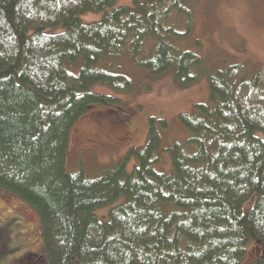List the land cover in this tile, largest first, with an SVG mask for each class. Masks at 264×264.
<instances>
[{
    "label": "trees",
    "instance_id": "16d2710c",
    "mask_svg": "<svg viewBox=\"0 0 264 264\" xmlns=\"http://www.w3.org/2000/svg\"><path fill=\"white\" fill-rule=\"evenodd\" d=\"M186 1L0 0V192L38 213L36 264H242L249 240L264 247V67L209 74V100L179 115L189 134L167 150L168 172L156 169L159 128L169 126L156 117L145 143L101 176L68 168L76 121L97 105L121 108L92 87H133L106 61L128 54L150 75L197 82L203 58L172 40L193 28ZM95 12L103 18L83 21ZM173 14L186 18V32Z\"/></svg>",
    "mask_w": 264,
    "mask_h": 264
},
{
    "label": "rangeland",
    "instance_id": "374dc122",
    "mask_svg": "<svg viewBox=\"0 0 264 264\" xmlns=\"http://www.w3.org/2000/svg\"><path fill=\"white\" fill-rule=\"evenodd\" d=\"M137 1L153 0H118V5L135 6ZM186 4L193 12V28L182 38L172 40L175 47L189 49L203 58L204 67L195 71L197 82L182 86L174 71L150 75L128 54L103 63L102 67L109 72L127 76L133 87L125 93L106 85L92 87L95 92L117 96L121 108L114 112L97 105L76 121L67 159L70 171L83 170L89 176H101L115 167L131 147L145 143L149 118L156 117L167 120L169 125L166 129L159 128L163 158L156 169L168 172L167 150L189 134L179 115L191 112L196 103L209 100V74L237 63L244 64L250 73L264 67V0H189ZM103 15L88 13L82 19L88 23L101 20ZM173 16L177 32H186V18ZM58 30L62 27L52 32ZM110 207L99 210V214L106 215ZM247 246L242 264H253L264 254V247L252 239ZM41 257L44 258V237L38 213L23 200L0 192V264H36Z\"/></svg>",
    "mask_w": 264,
    "mask_h": 264
},
{
    "label": "bare ground",
    "instance_id": "6f19581e",
    "mask_svg": "<svg viewBox=\"0 0 264 264\" xmlns=\"http://www.w3.org/2000/svg\"><path fill=\"white\" fill-rule=\"evenodd\" d=\"M183 27V26H182ZM101 65V64H100ZM104 79V78H103ZM133 107V106H132Z\"/></svg>",
    "mask_w": 264,
    "mask_h": 264
}]
</instances>
